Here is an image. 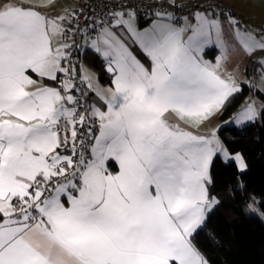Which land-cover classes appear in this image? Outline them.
<instances>
[{"label": "snow or ice", "instance_id": "obj_1", "mask_svg": "<svg viewBox=\"0 0 264 264\" xmlns=\"http://www.w3.org/2000/svg\"><path fill=\"white\" fill-rule=\"evenodd\" d=\"M165 3L177 7L162 0L143 30L131 9H110L99 21L91 47L113 77L105 89L90 75L76 82L75 41L67 42L75 35L68 25L80 31L74 10L51 16L41 9L55 0H0V264H208L193 234L219 204L207 187L213 158L247 168L218 128L200 134L241 92L223 70L224 25L249 55L264 51V31L249 30L213 0H194L180 18ZM89 27L97 22L85 26V43ZM211 46L221 48L215 64L203 57ZM257 63L264 84V59ZM28 70L59 86L40 85ZM80 84L102 108L81 107ZM262 117L264 103L250 100L228 123Z\"/></svg>", "mask_w": 264, "mask_h": 264}, {"label": "trees", "instance_id": "obj_2", "mask_svg": "<svg viewBox=\"0 0 264 264\" xmlns=\"http://www.w3.org/2000/svg\"><path fill=\"white\" fill-rule=\"evenodd\" d=\"M150 21L139 19L141 26ZM207 53L214 54V50ZM81 58L98 73L101 82H110L99 55L85 51L81 52ZM256 63L247 65L250 77L257 74ZM250 95H256L264 103L261 90L254 84L243 83L241 92L220 114V119L227 121L234 117ZM220 136L231 154L243 155L247 169L241 172L235 161L226 162L219 155L213 159L209 196L215 197L219 204L193 235V244L208 264H264V117L241 128L224 126ZM109 168L115 171L117 166L111 162ZM254 199L259 200L258 209L263 218L246 212Z\"/></svg>", "mask_w": 264, "mask_h": 264}, {"label": "crops", "instance_id": "obj_3", "mask_svg": "<svg viewBox=\"0 0 264 264\" xmlns=\"http://www.w3.org/2000/svg\"><path fill=\"white\" fill-rule=\"evenodd\" d=\"M225 1L227 3H229L231 6H233V8L236 11L242 13L243 15H245L247 17L256 19L257 22L260 24H264V0H225ZM79 4H80V0H55V6L54 7L44 8V9H41V11L46 12L51 16H56V15L64 14V10L71 12ZM156 19L157 18L151 20L145 26H141L139 23V18L136 15V24L140 30H143L145 28L151 27V25L156 21ZM182 23H183V21H182ZM248 29L252 30V29H256V28L251 26V27H248ZM95 37L88 38L87 43H85V37H84L82 47H81L82 53H84L85 51H91V52L96 53L97 55L100 56V58L102 60V64L105 67V69H107V61L105 60V58L100 53L96 52L95 49H93L91 47V40L94 39ZM224 39L227 43L228 51L226 53L227 60L224 62V69L223 70H225L228 73L233 74L238 79V81L240 82V87L243 83H251V84H254L255 87L258 88L259 90L264 88V84L261 83L259 63H256L257 74L255 76L250 77L246 72L247 65L250 64L252 61H259L261 59H264V51L257 50L251 55L247 54L242 49V47L233 39L231 31L229 29V26L226 23L224 25ZM57 42H58L57 38H54L53 39V45L55 46L57 44ZM60 42H63V41H60ZM126 42L128 43L129 48H130L131 52L133 53V55H135L136 58L138 60H140V62L143 63L146 67H149L150 66L149 58L142 52V50L139 48V46L136 45L135 43H133L131 38H128L126 40ZM210 50H214V54H208L207 52ZM220 55H221V48L217 47V46L208 47L205 49V51L203 53L204 59L213 63V64L216 63L217 57H219ZM26 74L29 75L32 79L37 80L38 83L42 86L58 87L57 82L51 81L47 78L41 79L40 77L37 76L36 73L32 72L31 70H28L26 72ZM79 75H80V78L83 75H90L93 79V83L98 85L99 88H105L106 89V88L113 87V84H112L113 77L110 73H108V75H110V82H107V83L101 82L99 79L98 73L94 69H92L88 64L84 63L82 58H81V65L79 67ZM58 77H59V74H58ZM262 92L264 93V91H262ZM91 97H92L91 105H95L96 107H101V108L103 107V102L94 93H92ZM250 100H255L257 102V104L263 103L256 95H250L245 100V102L243 103L241 108L237 111V113L240 110H242L243 106L247 102H249ZM233 118L234 117L228 119L227 121H222L220 119V114H218L211 121L210 124L206 125L202 129H200V134L206 135L210 128H218L219 130L217 132V135L219 136L224 147L226 148V145H225L222 137L220 136V129L224 126H235V123H228L229 121H232ZM171 120L174 123L178 122L175 117H172ZM228 153H230V152L228 151ZM217 155H219L222 159L226 158L225 156H223L220 153H218ZM230 155H234V154L230 153ZM109 163H111V162H109ZM116 166H117V169L115 171L110 170V168H109V171H111L113 174H115L118 171V165L116 164ZM108 167H109V165H108ZM210 176H211V166H210ZM208 191H209V188H208ZM208 215H209V213H208ZM199 230L200 229H197V231H199Z\"/></svg>", "mask_w": 264, "mask_h": 264}, {"label": "built area", "instance_id": "obj_4", "mask_svg": "<svg viewBox=\"0 0 264 264\" xmlns=\"http://www.w3.org/2000/svg\"><path fill=\"white\" fill-rule=\"evenodd\" d=\"M195 2L203 3V0H195ZM162 0H81L80 4L74 9L76 16L78 18L79 28L80 31H77L75 28V21L68 25L75 33L74 36H71L70 39L67 41L69 43L72 40L75 41L73 47L69 50L70 51V62L72 65L75 66L76 71V82L79 84L80 75H79V67L81 65V52H82V43L84 39V29L85 26H90L93 21L97 22V28L95 31L88 28L87 36L88 38H93L98 34L99 27L98 23L101 19L105 18V14L109 12V10H133L135 11L137 17L143 21H150L155 18V12L160 10ZM194 0H177V7L171 8L168 7L167 4H164V7L167 11L174 13L177 18L182 17L183 15H187L190 11L191 6L193 5ZM214 5L219 3V6L223 8L225 12L231 11L233 15L236 16L239 20L242 21L244 26L248 27H255L256 30L264 31V24H259L256 19L247 17L242 13L236 11L233 6L227 3L225 0H213ZM155 5V7H152ZM73 11V10H72ZM71 11V12H72ZM182 23V20L173 21ZM65 66H67V61L63 62ZM60 79V75L58 77ZM59 86V85H58ZM81 89L86 93L81 100V107H86L87 105H91V96L92 91L86 87L84 84L79 85ZM76 95H80V93H74ZM95 131V128H94ZM59 150V149H58Z\"/></svg>", "mask_w": 264, "mask_h": 264}, {"label": "rangeland", "instance_id": "obj_5", "mask_svg": "<svg viewBox=\"0 0 264 264\" xmlns=\"http://www.w3.org/2000/svg\"><path fill=\"white\" fill-rule=\"evenodd\" d=\"M80 2H81V0H80ZM260 24V23H259ZM68 42V41H67ZM258 120V119H257ZM256 120V121H257ZM256 121H254V122H256ZM254 122H251V123H254ZM248 124H250V123H247V124H245V125H236L235 124V126L236 127H238V128H241V127H244V126H246V125H248ZM230 154V153H229ZM236 154V153H235ZM242 157H243V155L241 154V153H239ZM244 159V158H243ZM226 162H230V161H234V160H230V159H227V158H225L224 159ZM245 161V160H244ZM236 162V161H235ZM237 163V162H236ZM246 163V162H245ZM237 165H238V163H237ZM239 167V166H238ZM247 169V168H246ZM245 169V170H246ZM244 170V171H245ZM241 171V170H240ZM244 171H241V172H244ZM258 203H259V200L258 199H254V201H252L247 207H246V212L247 213H249V214H251V213H253V214H258L261 218H263V216H262V214L260 213V211H259V209H258ZM252 206V208H254L255 209V211H253L252 210V208H250L249 206ZM264 219V218H263Z\"/></svg>", "mask_w": 264, "mask_h": 264}]
</instances>
